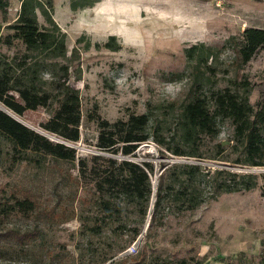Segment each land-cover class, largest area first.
I'll return each instance as SVG.
<instances>
[{
	"label": "rangeland",
	"instance_id": "rangeland-1",
	"mask_svg": "<svg viewBox=\"0 0 264 264\" xmlns=\"http://www.w3.org/2000/svg\"><path fill=\"white\" fill-rule=\"evenodd\" d=\"M7 1L6 11L0 10V55L10 58L24 45L17 38L4 43L13 33L7 25L17 17L21 3ZM36 16L39 25L46 24L39 9ZM51 16L65 33L67 82L79 93L80 138L68 142L76 156L67 161L15 149L0 137V206L22 196L37 201L29 217L0 215V231L11 230L0 235V264H264V164L236 166L220 159L228 152L215 145L231 142L229 119L218 118L214 137L198 135L197 153L205 156L201 159L174 155L152 136L129 155L96 146L98 119L112 122L131 112L151 111L168 120L167 103L182 99L194 75L184 49L198 42L219 47L246 27L264 28V0H52ZM74 47L78 56H71ZM232 58L229 48L221 50L217 85L229 84L234 74L246 79L249 102L255 107L264 84V44L238 68ZM42 76L52 79L50 72ZM58 103L54 99L22 114L0 105L56 141L62 139L40 123L51 117ZM161 121L160 132L168 138V124ZM93 154L153 161V191L161 162L207 167L226 163L229 169L257 173V185L221 193L193 210L167 213L164 208L154 219L153 197L144 220L136 206L123 203L121 212L108 218L95 204L94 186L107 162L93 159ZM80 159L86 164L83 170ZM134 226L141 228L137 236ZM25 233L31 237L24 238ZM131 245L135 250L127 253Z\"/></svg>",
	"mask_w": 264,
	"mask_h": 264
},
{
	"label": "trees",
	"instance_id": "trees-1",
	"mask_svg": "<svg viewBox=\"0 0 264 264\" xmlns=\"http://www.w3.org/2000/svg\"><path fill=\"white\" fill-rule=\"evenodd\" d=\"M20 1L17 17L7 25L13 33L4 37V43L10 44L12 38H17L24 49L10 58L0 55V102L12 112L22 114L26 109L45 107L51 100H58L51 117L40 125L64 142L49 139L2 109L0 137L4 143L18 150L75 160L76 148L68 142H77L80 138V101L78 90L67 82L70 64L67 63L65 33L51 16L52 0ZM7 6V0H0L1 11L5 12ZM37 9L46 21L42 26L37 21ZM263 44L264 28L246 27L241 34L229 36L219 47L203 42L186 47L185 58L188 65L193 67L194 75L182 99L167 103L168 120L159 118V114L152 116L151 111L131 112L125 119L118 118L112 122L98 119L96 146L100 150L129 155L140 141L152 136L161 147L174 155L201 159L205 156L197 153L196 138L199 134L214 137L218 118H226L233 126V135L226 146L220 143L215 145L228 152L220 159L236 166L264 164V84L254 107L249 102L250 84L246 79H238L234 74L225 86L217 85L215 79L223 48L232 51V63L238 68L249 61ZM78 54L74 47L71 56ZM42 72H50L52 79H45ZM207 84L210 85L206 91L204 86ZM161 120L168 124V138L160 132ZM229 154H234V157L229 158ZM92 158L107 162L98 171L94 186L95 204L108 218L118 215L123 203L136 206L144 220L153 197L150 214L154 219L164 208L168 209L167 213L193 210L221 193L250 190L257 185L258 174L254 172L207 167L198 163L161 162L163 168L153 191L150 177L154 172L153 161L105 158L97 154H93ZM80 165L83 170L86 166L83 159H80ZM36 207L37 201L29 196L15 197L12 203L0 206V215L7 217L13 213L29 217ZM132 230L134 236L141 232L137 226ZM9 232L10 229L0 231V235H8ZM22 236L31 237L26 233Z\"/></svg>",
	"mask_w": 264,
	"mask_h": 264
},
{
	"label": "water",
	"instance_id": "water-1",
	"mask_svg": "<svg viewBox=\"0 0 264 264\" xmlns=\"http://www.w3.org/2000/svg\"><path fill=\"white\" fill-rule=\"evenodd\" d=\"M0 109L4 110L6 113H8L9 115H11L13 118H15L16 120L20 121L18 118H16L13 114H11L7 109L3 108L1 105H0ZM20 122L23 123L22 121H20ZM31 128L34 129V130H36L37 132H40L41 134H45L44 132H42V131L34 128V127H31ZM56 141L64 142L63 140H56ZM215 167L228 168V164H226V163H217Z\"/></svg>",
	"mask_w": 264,
	"mask_h": 264
},
{
	"label": "built area",
	"instance_id": "built-area-1",
	"mask_svg": "<svg viewBox=\"0 0 264 264\" xmlns=\"http://www.w3.org/2000/svg\"><path fill=\"white\" fill-rule=\"evenodd\" d=\"M133 250H135V246L131 245L128 249H127V253L133 252Z\"/></svg>",
	"mask_w": 264,
	"mask_h": 264
}]
</instances>
